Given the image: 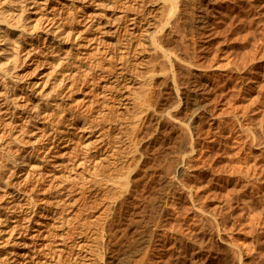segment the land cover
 Returning <instances> with one entry per match:
<instances>
[{
	"label": "rangeland",
	"instance_id": "rangeland-1",
	"mask_svg": "<svg viewBox=\"0 0 264 264\" xmlns=\"http://www.w3.org/2000/svg\"><path fill=\"white\" fill-rule=\"evenodd\" d=\"M175 3L17 2L39 47L0 94V264H264V0Z\"/></svg>",
	"mask_w": 264,
	"mask_h": 264
},
{
	"label": "bare ground",
	"instance_id": "bare-ground-1",
	"mask_svg": "<svg viewBox=\"0 0 264 264\" xmlns=\"http://www.w3.org/2000/svg\"><path fill=\"white\" fill-rule=\"evenodd\" d=\"M1 1H4V3H5V1L6 0H0V2ZM8 2L6 3V4H4V5H2V3L0 4V5H2V6H0V86H1V88L3 89L1 92H0V94H3V93H5V94H8V93H10V89H12V90H16L18 87H19V75H18V68H19V66L21 65V63H25V61H26V59L28 58V56L26 55V57L23 55V56H21V54H22V51H25L26 50V52H27V50L29 49V48H26L25 50H23L24 49V47L26 46V44H30V43H28L29 41L31 42V44H30V46H31V50H29L28 51V54L29 53H31L32 52V50H37V48L39 47V45H38V47L37 46H34V42H35V35H33V34H30L31 33V31H34L33 29L31 30V29H29V23H28V21H27V19H28V17H26L25 16V12H24V10L25 9H22V8H20L19 9V6H18V4H17V2H19V0H17V2H16V0H7ZM26 1V0H25ZM45 1V0H44ZM176 1V0H175ZM175 1L174 0H169V2L170 3H172L173 4V6H172V4H170L171 5V7H177L176 6V3H175ZM22 2H24V1H21V3L20 4H23ZM20 6H22V5H20ZM23 8H25L24 7V5L22 6ZM204 9V7H201V9ZM173 9V8H172ZM171 9V10H172ZM175 9V8H174ZM174 9H173V11H174ZM198 10V9H197ZM200 10V9H199ZM207 12V11H206ZM207 13H209V12H207ZM30 15H31V13H30ZM200 15V14H199ZM198 15V16H199ZM206 15V14H205ZM33 16V15H32ZM207 16H209V14L207 15ZM34 17V16H33ZM32 17V18H33ZM199 17H202V16H199ZM203 17H205L204 15H203ZM35 18V17H34ZM33 18V19H34ZM180 18V17H179ZM36 19H37V17H36ZM199 19V18H198ZM136 20H137V18H133V21H134V24H137L136 23ZM200 20V19H199ZM198 20V21H199ZM36 21V20H35ZM205 21V20H204ZM206 22H208L207 20L205 21V23ZM35 23V22H34ZM39 23H40V21H39ZM204 23V25L206 26V24ZM32 25H33V23H31ZM201 24V23H200ZM211 24H212V22H211ZM31 25V26H32ZM35 25H36V23H35ZM34 25V26H35ZM203 25V24H202ZM203 25V26H204ZM208 25V24H207ZM33 26V27H34ZM209 26V25H208ZM72 27V26H71ZM31 28V27H30ZM37 28V25L35 26V29ZM46 28V27H45ZM37 30H38V28L35 30L36 32H37ZM50 29H48L47 30V33H49L48 31H49ZM43 31V30H42ZM46 31V30H45ZM63 30H61V31H59V32H57V29H53L51 32H52V34H54V36H52L53 37V39H55V42H56V40L58 41V39H60L61 37H62V35L64 34V35H66L65 37H66V39H67V36H71L70 35V33H72V29L71 30H66L65 31V33L64 32H62ZM39 33V32H38ZM41 33V32H40ZM46 33V32H45ZM37 34V33H36ZM51 34V33H50ZM39 35V34H38ZM51 37V38H52ZM69 37H68V39H69ZM39 38H40V36H39ZM64 38V37H63ZM164 38V37H163ZM167 38V37H166ZM156 39V38H155ZM46 40V38L44 39V41ZM61 40H62V38H61ZM168 40V43H169V40H171V39H167ZM37 41V40H36ZM41 41V40H40ZM54 41V40H53ZM156 41V40H155ZM161 41V40H160ZM50 42V43H49ZM61 42V41H60ZM64 42L66 43V41L64 40ZM68 42V41H67ZM158 42V41H157ZM156 42V43H157ZM171 42V41H170ZM48 46H50V48H55L56 46H57V44L56 43H52L51 42V39H48ZM163 43H165V42H163ZM172 43V42H171ZM63 44V43H62ZM67 45V44H66ZM159 45H161V44H159ZM163 45V44H162ZM28 46V45H27ZM59 46V45H58ZM62 46H65V45H62ZM158 46V45H157ZM60 47V46H59ZM160 47L161 46H159L158 48L160 49ZM57 48V47H56ZM63 48V47H62ZM60 49V48H58V50L60 49V50H63V49ZM163 47H161V50L162 51H164V52H168V51H165V49L166 48H163ZM64 50H67V49H64ZM63 50V51H64ZM53 51V50H52ZM51 51V52H52ZM37 52V51H36ZM39 52V51H38ZM62 52V51H61ZM60 52V53H61ZM164 52H162V53H164ZM171 52V51H170ZM173 52V54L176 52H174V51H172ZM54 53H56V52H54ZM24 54V53H23ZM68 53V51H67V53H64V57H62L61 58V56H60V54L58 55V56H60V57H58V58H60V61H57V63H58V66H61L60 67V70L61 71H63V78H60V83L58 82V81H56V82H58V85L54 88L53 86V88H51V86H50V88L51 89H54L51 93H50V91H49V94H50V96H46L45 95V93H44V95H43V98H44V100L46 101V103H44V107H45V105H47V108H45L46 110H57L56 109V107H60V102L59 103H57L56 101L58 100L57 99V97L59 96V95H61L62 94V92L64 91V90H62L61 91V89H60V87H62L63 86V88H65L64 87V85H65V83H66V81H68L70 78H74L73 76L75 75V74H73V70H74V68H72V66L74 65V63H73V59H72V56H70L71 54H69ZM164 54H166V53H164ZM172 54V53H171ZM171 54H169V55H171ZM33 55H34V53H33ZM51 55V54H50ZM53 55V54H52ZM66 55H68V56H66ZM175 55V54H174ZM197 55V54H196ZM47 56V55H46ZM57 56V55H56ZM63 56V55H62ZM164 56H166V55H164ZM172 56V55H171ZM180 56V55H179ZM199 56V55H198ZM49 57H52V56H49ZM54 57V56H53ZM48 59V58H47ZM56 59V58H55ZM53 60V59H52ZM59 60V59H58ZM48 61H50V60H48ZM54 61V60H53ZM56 61V60H55ZM54 61V62H55ZM52 62V61H51ZM56 63V64H57ZM82 63H83V61H82ZM54 65V64H53ZM21 67V66H20ZM60 72V71H59ZM61 73V72H60ZM65 73V74H64ZM56 75V74H55ZM58 76V75H57ZM59 77V76H58ZM57 77V78H58ZM174 77H175V75H174ZM73 80V79H72ZM174 80V79H173ZM74 81V80H73ZM72 81V82H73ZM176 81V80H175ZM174 81V82H175ZM178 81V80H177ZM53 82V81H52ZM71 82V81H70ZM54 83H55V81H54ZM69 83V82H68ZM73 84L74 83H72V85L71 86H73ZM175 84H177V82H175ZM190 85V84H189ZM198 85V84H197ZM205 85H207V83H205L204 82V88H205ZM55 86V85H54ZM174 86V85H173ZM178 86V89H179V87L181 86H179V84L177 85ZM187 86H188V84H187ZM202 86V85H201ZM28 87V86H27ZM190 87V86H189ZM197 87H199V86H197ZM208 87V86H207ZM211 87V86H210ZM29 88V87H28ZM73 88V87H72ZM188 88V87H187ZM196 88V87H195ZM201 88V87H200ZM203 88V87H202ZM176 89H177V87H176ZM181 89V88H180ZM180 89L178 90V91H180ZM183 89V88H182ZM181 89V90H182ZM188 89H190V88H188ZM206 89V88H205ZM174 90H175V88H174ZM192 90H193V88H192ZM32 91V90H31ZM204 91V90H203ZM202 91V92H203ZM209 91H210V89H209ZM16 92V91H15ZM15 92H14V95H15ZM26 92V91H25ZM185 92V91H184ZM206 92H208V91H206ZM29 93H31V92H26V93H21V94H18V95H15L14 96V98H18V97H20V96H22V97H25L27 100H28V98H29V96H30V94ZM180 93V92H179ZM204 93V92H203ZM42 94V93H41ZM47 94V93H46ZM176 94H177V92H176ZM4 95V94H3ZM48 95V94H47ZM4 96H6V95H4ZM11 96V95H10ZM13 96V95H12ZM32 96V95H31ZM42 96V95H41ZM203 97V96H202ZM197 98V97H196ZM196 98H194V99H196ZM199 98V97H198ZM4 99V98H3ZM7 99V98H6ZM5 99V100H6ZM9 99V98H8ZM42 99V98H41ZM203 100V99H202ZM195 101V100H194ZM199 101V100H198ZM197 102V101H196ZM202 102V101H201ZM40 103V102H39ZM53 104H55V105H53ZM195 104V103H194ZM208 104V103H207ZM207 104H197L196 103V105H195V112L194 113H197L198 112V114L199 113H206L208 110V108L207 107H205ZM40 105V104H39ZM38 104L36 105V107L37 106H39ZM35 107V106H34ZM43 107V108H44ZM39 108V107H38ZM41 108V107H40ZM53 108V109H52ZM207 108V109H206ZM10 109V108H9ZM15 109V108H14ZM60 109V108H59ZM8 110V109H7ZM6 110V111H7ZM207 110V111H206ZM42 111V110H41ZM72 111V110H71ZM170 111H172V110H169V112ZM194 111V110H193ZM14 111H12V113H13ZM54 112L55 111H52V113L54 114ZM42 113H45V115L47 114L46 113V111L44 112V111H42L40 114H42ZM49 113V112H48ZM66 113H67V111H66ZM71 113V112H70ZM69 113V111H68V114H66V117H65V114H64V112L62 113V114H64L63 116L65 117V119L67 120L68 119V121L70 120V119H72V122L73 121H75V118H76V116H74L75 114L74 113H72V115ZM171 113V112H170ZM56 114V113H55ZM61 114V115H62ZM198 114L197 115H194V116H196V117H198ZM60 115V116H61ZM207 115V114H206ZM52 116H54V115H52ZM59 116V115H58ZM201 116H204L203 114L201 115ZM195 117V118H196ZM11 118H13L12 116H11ZM17 118V117H16ZM195 118L193 119L194 121H195ZM200 118V117H199ZM16 120V119H15ZM198 120V119H197ZM27 122H28V120H27ZM30 122V121H29ZM28 122V123H29ZM34 121H31V123L30 124H32ZM86 123V122H85ZM33 125V124H32ZM26 126H27V123H26ZM25 127V126H24ZM29 127V126H28ZM185 128V127H184ZM187 128H188V126H187ZM190 128V127H189ZM188 128V129H189ZM189 131V130H188ZM191 131L192 130H190V133H191ZM232 131V130H231ZM231 133V132H230ZM187 136V135H186ZM193 135H191L190 136V134H189V137H188V139L190 138V137H192ZM57 137V135L56 136H54V139ZM226 137V136H225ZM194 138V137H193ZM192 138V139H193ZM190 142L192 143V140H190ZM193 142H196V141H193ZM16 143H18V141H16ZM189 143V141H187V144ZM189 145V144H188ZM196 146V144H194V146L193 147H195ZM198 146V145H197ZM192 146H190V148H191ZM187 148H188V146H187ZM211 148V147H210ZM189 150V149H188ZM3 151V150H2ZM193 151H194V148H193ZM186 152V151H185ZM184 152V153H185ZM188 152H190V151H188ZM3 153H5V154H7V153H9V152H3ZM12 153V152H11ZM196 153H198L199 154V152H196ZM208 153V152H207ZM4 154V155H5ZM10 154V153H9ZM185 154H187V152L185 153ZM185 154L183 155V157H184V160H185ZM11 155V154H10ZM15 155V154H14ZM14 155L12 154V156L14 157ZM188 155V154H187ZM190 155V154H189ZM193 155V154H192ZM192 155H190V156H192ZM204 155V154H203ZM207 155H209V154H207ZM3 156V155H2ZM2 156H0V157H2ZM6 156V155H5ZM11 156V157H12ZM10 156H8V159H10L9 158ZM16 157V156H15ZM194 156H192V159H195V158H193ZM195 157H196V155H195ZM198 157V156H197ZM197 157H196V159H197ZM204 157L206 158V156L204 155ZM203 157V158H204ZM202 158V159H203ZM16 159V158H15ZM14 159V160H15ZM182 160H183V158H181ZM187 159V158H186ZM189 159V158H188ZM191 159V158H190ZM189 159V160H190ZM195 159V160H196ZM201 159V158H200ZM208 158H206V160H207ZM188 160V161H189ZM204 161H205V159H203ZM192 161V160H191ZM204 161H203V163H204ZM12 162V161H11ZM13 162H15V161H13ZM16 162L17 163H19V161H18V158H17V160H16ZM23 162V161H22ZM207 162V161H206ZM205 162V163H206ZM37 163V162H36ZM197 163V162H196ZM199 163V162H198ZM11 164H13V163H11ZM200 164V163H199ZM202 164V163H201ZM202 165H205V164H202ZM201 165V166H202ZM206 165H207V163H206ZM1 170V169H0ZM1 171H3V170H1ZM1 173V172H0ZM3 174V173H2ZM3 177V176H2ZM2 178H0V180H1ZM3 180V179H2ZM1 180V181H2ZM4 181L6 182V180L4 179ZM3 181V182H4ZM2 183V182H1ZM4 184V183H3ZM2 185V184H1ZM5 185H6V183H5ZM8 186V185H7ZM6 186V187H7ZM1 187V186H0ZM5 187V186H4ZM4 187L2 186V188L4 189ZM5 187V188H6Z\"/></svg>",
	"mask_w": 264,
	"mask_h": 264
}]
</instances>
